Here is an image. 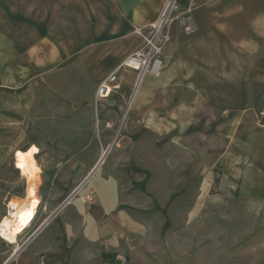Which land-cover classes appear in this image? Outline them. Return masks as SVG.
Wrapping results in <instances>:
<instances>
[{"label":"crops","instance_id":"obj_1","mask_svg":"<svg viewBox=\"0 0 264 264\" xmlns=\"http://www.w3.org/2000/svg\"><path fill=\"white\" fill-rule=\"evenodd\" d=\"M165 1L15 0L30 14L24 20L14 12L20 13L14 30L0 23V168L8 160L17 167V150L32 151L28 158L38 165L41 144L52 139L28 132L26 121L39 104L54 103L56 92L66 107L114 94L116 109L129 103L138 79L132 69L119 70L120 88L110 95L98 97L97 88L141 44L134 27L154 21ZM170 34L162 71L142 76L130 110L161 133L235 134L226 157L238 160L237 195L264 202V0H192L188 18L174 21ZM101 159L79 196L71 197L64 177L55 179L51 197L63 201L46 216H34L20 248H0V264H137L120 252L118 181L91 179ZM28 185L27 178L26 196ZM89 190L101 201L87 207Z\"/></svg>","mask_w":264,"mask_h":264},{"label":"rangeland","instance_id":"obj_2","mask_svg":"<svg viewBox=\"0 0 264 264\" xmlns=\"http://www.w3.org/2000/svg\"><path fill=\"white\" fill-rule=\"evenodd\" d=\"M28 9L7 0L6 7L0 6V23L6 20L10 23L7 30H14V16L22 12L25 20ZM54 98L49 106L39 104L35 116L26 121L28 132L52 139V143L44 141L34 156L40 167L36 182L41 192L35 217L46 216L63 201L51 197L55 179L64 177L63 185L73 187L71 197L79 196L89 181L87 174L102 158L91 179L109 175L118 181L114 207L120 214V252L127 261L264 264V202L237 195L238 160L226 157L227 147L236 142L235 134L220 129L215 134L148 129L129 103L116 109L117 94L106 101L94 96L92 103H81L78 108L58 103L57 92ZM46 114L53 118L42 117ZM31 152L17 150L16 160ZM10 164L8 160L0 168V219L10 197H18L14 201L18 204L26 196L29 180ZM90 191L96 197L90 204L85 199L87 207L101 201L94 190L85 192L84 198ZM26 229L15 244L0 236V248L9 253L21 246L30 231Z\"/></svg>","mask_w":264,"mask_h":264},{"label":"built area","instance_id":"obj_3","mask_svg":"<svg viewBox=\"0 0 264 264\" xmlns=\"http://www.w3.org/2000/svg\"><path fill=\"white\" fill-rule=\"evenodd\" d=\"M191 10L192 0H166L154 21L135 26L133 31L141 37V44L128 54L118 68L100 83L96 95L106 97L120 88L117 74L120 69L129 68L136 71L138 76L134 90L129 94L130 104L142 76L146 73L158 75L162 71L164 50L171 40V24L181 18H188ZM259 114L264 115V109ZM75 191L77 189L73 191V194ZM95 197L96 195L91 191L85 195L89 204L95 201ZM14 201L17 200L11 199L7 203V216L11 218L17 208V203Z\"/></svg>","mask_w":264,"mask_h":264},{"label":"bare ground","instance_id":"obj_4","mask_svg":"<svg viewBox=\"0 0 264 264\" xmlns=\"http://www.w3.org/2000/svg\"><path fill=\"white\" fill-rule=\"evenodd\" d=\"M16 165L22 173L29 177L27 196L17 204L16 210L10 216H3L0 223V236L9 243H16L17 237L30 224L35 216V211L40 200L35 196V179L40 172V167L32 158L24 155L18 157ZM80 187L77 189V191ZM20 248V246H19Z\"/></svg>","mask_w":264,"mask_h":264},{"label":"trees","instance_id":"obj_5","mask_svg":"<svg viewBox=\"0 0 264 264\" xmlns=\"http://www.w3.org/2000/svg\"><path fill=\"white\" fill-rule=\"evenodd\" d=\"M103 255H104V257H107L108 256V253H104ZM112 260H114V258Z\"/></svg>","mask_w":264,"mask_h":264}]
</instances>
